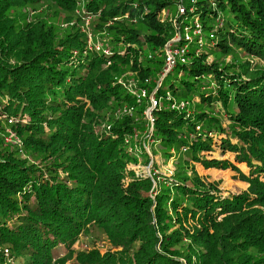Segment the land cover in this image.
I'll return each instance as SVG.
<instances>
[{
	"label": "trees",
	"instance_id": "trees-1",
	"mask_svg": "<svg viewBox=\"0 0 264 264\" xmlns=\"http://www.w3.org/2000/svg\"><path fill=\"white\" fill-rule=\"evenodd\" d=\"M180 3L0 0V264H264V0H195L202 34L165 72ZM155 81L149 130L135 93ZM213 143L248 174L203 155ZM197 163L247 188L223 192ZM93 228L105 250L75 249Z\"/></svg>",
	"mask_w": 264,
	"mask_h": 264
},
{
	"label": "rangeland",
	"instance_id": "rangeland-1",
	"mask_svg": "<svg viewBox=\"0 0 264 264\" xmlns=\"http://www.w3.org/2000/svg\"><path fill=\"white\" fill-rule=\"evenodd\" d=\"M168 9H169L168 14H172V12H174V7H170ZM215 23H216V21H213L212 25L215 26ZM82 32H83V29H82ZM203 36H204L203 37L204 41L205 42H209L208 31L207 30L204 31ZM97 46H99V45H97ZM207 59H210V58H206V62L208 64L211 63L210 60L208 62ZM180 78L181 77L178 76L177 70L174 69V71H171L167 75V77L165 78L164 84H163V89H168L169 88V84L172 81L174 82V86H178ZM219 107H221V106H220L219 103H217L215 108L218 109ZM13 139H14V141H12L11 143L12 144L15 143V144L18 145V143H17L18 139L16 137L13 138ZM137 143L138 142H136V141L133 142V144H137ZM148 145L149 144L146 145L145 150L149 153L150 152V148L148 147ZM131 149H134V148H131ZM131 149H129V151H131ZM138 150H140V149L138 148ZM223 150L224 149H222L218 143H213V151L207 152V153L203 152L202 154L203 155H207L208 159H211V158H214V157L225 159V160L233 163L243 173L248 174L249 168L247 167L246 164L241 162L240 158H238L237 155H235L232 152H226V151H223ZM157 161H158V163L160 165V171L162 173H167L168 167L166 165H163L164 162L162 164V159L160 157H157ZM127 167L131 168L133 171H135V174L138 177L144 176L145 173H146L147 176H150V177L152 176L150 168L149 167H144L140 163L128 164ZM196 168L198 169L200 174H202L204 176H209L210 179H215L219 183V187H220V189L223 192L239 193V192H242L243 190H245L247 188V184L245 182H243L241 180H238V179H236L234 177V175H236L237 173L232 171L230 168L220 169V168H213L212 167V168H207V169H200L198 163L196 164ZM170 170H172V167H170ZM125 187H126V184L124 185V188ZM106 245H107V242H105L104 236L96 228H93L90 233L80 234L78 240H76L73 243L72 246L75 249H78V250H84V249L88 250V249H91L93 247H95V248L98 247L99 249L104 251L105 248H106ZM0 251H1V249H0ZM58 252H60V250H58ZM19 260L21 261V259H19Z\"/></svg>",
	"mask_w": 264,
	"mask_h": 264
},
{
	"label": "built area",
	"instance_id": "built-area-1",
	"mask_svg": "<svg viewBox=\"0 0 264 264\" xmlns=\"http://www.w3.org/2000/svg\"><path fill=\"white\" fill-rule=\"evenodd\" d=\"M189 2L192 4L187 9L183 6V4L178 5V12L186 15V25L179 29L178 26H176V30L174 32V36L172 39L167 42L164 46V71H168L169 65L174 64V67L177 63H185L187 58L188 51L190 49V43L193 40V38L197 35L202 34V23L199 20V17L197 16V8L195 5V0H189ZM187 10L189 12H187ZM188 13H191L192 17L187 16ZM216 21L215 26L213 25V28H211L210 31H208V39L210 43H212L211 39L215 38V30H217L221 25L223 24V20L220 17V13H216ZM201 39H199V42ZM180 72V71H179ZM162 73L160 74V76ZM149 79H146L148 81ZM154 82V81H152ZM156 86L154 89L148 93V90L146 88L140 89L138 92L135 93L136 99L142 100L143 98H146V101H148L149 107L143 111L145 118H146V126L149 130L153 128L154 119L152 116V109L156 106H160V102L158 97H156V90L157 86L160 84V81H155ZM168 96H170L168 94ZM190 101L186 100H180V101H173L170 102V108H184L186 109L187 106L189 107ZM189 112V109H188ZM7 123L8 119H7ZM198 128V127H197ZM8 136L4 137L5 142L11 141L13 138H15L14 133L7 129ZM150 154V152H149Z\"/></svg>",
	"mask_w": 264,
	"mask_h": 264
},
{
	"label": "bare ground",
	"instance_id": "bare-ground-1",
	"mask_svg": "<svg viewBox=\"0 0 264 264\" xmlns=\"http://www.w3.org/2000/svg\"><path fill=\"white\" fill-rule=\"evenodd\" d=\"M176 65H177V64H176ZM175 67H176V66H175ZM175 67H174V64H170V65H169V69H170V70H172V69L175 68ZM168 71H169V70H168ZM165 72H167V71H165ZM181 109H183V108H181ZM8 122H9V123H7V125L12 124V123H13V120H12V119H8ZM7 129H9V128H7ZM7 129H6V132H7ZM9 130H10V129H9ZM11 131H12V130H11ZM12 132H13V131H12ZM13 133H14V132H13Z\"/></svg>",
	"mask_w": 264,
	"mask_h": 264
}]
</instances>
